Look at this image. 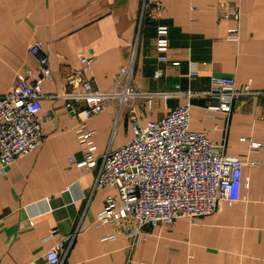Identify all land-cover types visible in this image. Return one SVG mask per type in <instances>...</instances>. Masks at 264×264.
<instances>
[{
    "label": "crops",
    "instance_id": "0c3cea01",
    "mask_svg": "<svg viewBox=\"0 0 264 264\" xmlns=\"http://www.w3.org/2000/svg\"><path fill=\"white\" fill-rule=\"evenodd\" d=\"M230 7L239 9L237 21L223 16ZM159 27L167 28L166 63L156 59ZM39 42L50 65L38 113L44 136L38 149L3 171L0 165V264H49L46 252L64 238L71 240L62 264H264V96L240 99L230 114L207 109L212 78L264 90V0H0V96L39 74L30 54ZM81 58L91 62L85 73ZM123 67L137 91L155 95L149 102L127 101L119 110L114 101L90 119L83 102L65 108L63 93L80 92L89 80L110 90L123 83ZM173 92L182 95H159ZM185 102L191 131L204 133L223 156L248 153L256 162L241 169L239 200L208 217L144 227V241L129 234L127 220L99 224L106 198L115 195L94 188L100 157L130 141L134 126ZM83 131L96 147L92 169L79 165ZM251 143L262 146L248 152Z\"/></svg>",
    "mask_w": 264,
    "mask_h": 264
},
{
    "label": "built area",
    "instance_id": "2783aa9c",
    "mask_svg": "<svg viewBox=\"0 0 264 264\" xmlns=\"http://www.w3.org/2000/svg\"><path fill=\"white\" fill-rule=\"evenodd\" d=\"M224 1V0H222ZM144 2V1H143ZM145 7L141 8V17ZM227 10V9H226ZM223 16L235 21L239 9L230 7ZM237 33L228 31L229 36ZM157 61L166 63L169 48L167 28L159 27L155 39ZM30 54L39 64V74L30 81L20 82L6 95L0 96V165L2 171L15 160L38 149L43 141V130L39 119L42 99L41 84L50 77L48 56L41 43L30 46ZM82 72H87L90 61L81 58ZM129 68L123 67L121 78L113 88L101 91L93 87L91 80L81 84L80 92L61 95L65 108L72 111L74 103H84L82 110L86 119L101 113L109 104L117 102L121 107L135 99L150 101L155 95L137 91L130 83ZM160 72L156 70V79ZM188 76L196 78L190 66ZM247 83L235 88L232 78H212L208 95L214 104L207 109L230 114L232 105L240 99L251 102L264 96V90L252 91ZM164 97L181 96V93L159 94ZM187 98L192 96L187 94ZM190 105L173 109L157 122H148L144 127L134 126L133 138L123 146L108 150L100 157L99 170L94 188H112L115 195L106 198L97 216L99 224L110 221H129V234L144 241V227H171L179 218L190 221L208 217L223 203L232 204L239 200L243 166H255L248 153L238 157L222 155L204 133L189 129ZM79 142L86 144L84 160L79 165L92 169L96 166V147L89 143L91 134L83 131ZM262 145L251 143L248 152L257 151ZM70 238L56 242L46 252L49 264H62L63 254L69 247ZM68 246V247H67Z\"/></svg>",
    "mask_w": 264,
    "mask_h": 264
}]
</instances>
